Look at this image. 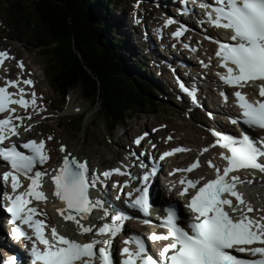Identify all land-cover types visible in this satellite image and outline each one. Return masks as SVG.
<instances>
[{
  "label": "snow or ice",
  "instance_id": "6c2138e0",
  "mask_svg": "<svg viewBox=\"0 0 264 264\" xmlns=\"http://www.w3.org/2000/svg\"><path fill=\"white\" fill-rule=\"evenodd\" d=\"M200 6L211 9L205 13L210 24L231 32L229 39L232 43L216 41L219 50L215 55L220 60V66L227 71V75L218 73L222 82L230 87H244L249 85V82H259V96L264 97V0H212L211 3L205 0ZM173 22L169 19L166 23ZM177 34L179 30L174 33ZM7 58H10L9 54L0 51V64ZM19 66L23 68L22 64ZM19 83L18 80L5 79L4 86L0 87V113L8 112V116L0 118V159L10 168V171L0 174V185L7 184L10 178L12 192L2 191V196L8 201L3 207L10 214L14 238H23L30 242L31 264H96V261H99V264H114L111 257L112 238L122 230L126 217L118 210L109 216V210L104 207L102 201L91 198L90 189L96 188L98 178H89L86 162L65 156L61 166L54 169L50 180L54 185L53 195L62 202V207L56 211L64 221H71L76 225L77 233H91L93 238L81 243L68 235L58 233L57 228L52 226L51 239H48L43 231L45 222L34 219L37 210L28 206L31 199H47L44 192L39 190L47 173L36 167L49 159L45 152V143L43 140L39 143L28 140L20 145L26 152L18 150L15 144L3 146L5 140L19 134L20 125L13 124V119L22 120L18 115L12 116L14 109L9 106L16 104L24 109L29 106L36 109L35 93L31 94V100L25 99L24 89L19 87ZM22 83L32 85L30 79H25ZM10 87L16 88L17 91L9 92ZM181 87L184 91H189L184 89L183 85ZM189 95L193 93L189 92ZM233 95L241 113L239 118H230L231 122H242L249 128L264 129V99L250 101L246 94L239 90ZM221 96L227 101L226 93L222 92ZM193 100L195 101L194 95ZM209 115L211 116V113ZM209 131L216 138L214 145L210 147L218 144L228 153H220L221 158L226 161V166L222 171L216 168L215 179L208 180L199 187L198 179L182 178L179 181L182 186L179 195L188 196V203L184 207L191 213L187 222L182 224L176 211L168 209L166 216L157 225L165 231L148 236L150 241H167L158 251L157 257L153 258L149 254L142 237L134 236L124 243L134 242L136 250L132 251L128 247L121 249V256L125 258L120 264H264V216H249L248 213L254 209L250 203L243 200V194L238 190L239 184H251L252 181H241L238 176L231 175L241 169H254L264 174V137H253L247 132L234 136L214 129ZM140 142L139 137L134 140L136 144ZM60 151H64L63 145ZM178 151L186 149L176 148L172 152H164L161 159ZM207 163L209 167H213L211 161ZM198 167L199 162L194 161L188 168L175 171L191 172ZM154 171L155 169L146 171L139 178V186L135 188L137 195L131 200V206L138 208L145 215L149 214V182ZM113 173L123 174L120 168H114L100 175L107 178ZM20 176H24L30 183L27 189L17 192L21 187ZM189 189L193 191L189 192ZM128 196L131 198L132 194L128 193ZM231 197L235 198V204ZM94 208L103 210L104 216L109 217L110 222L100 226L83 223L88 220V214ZM21 225H27L31 234ZM97 235L107 238L97 240ZM98 244L101 245L99 248L96 247ZM253 244L258 246L243 247ZM233 249L235 252H248L253 258H239L230 251ZM3 264L23 262L12 257L3 261Z\"/></svg>",
  "mask_w": 264,
  "mask_h": 264
},
{
  "label": "rangeland",
  "instance_id": "374dc122",
  "mask_svg": "<svg viewBox=\"0 0 264 264\" xmlns=\"http://www.w3.org/2000/svg\"><path fill=\"white\" fill-rule=\"evenodd\" d=\"M112 1L114 3L113 8L108 9L109 11L104 13L102 17L106 18L109 24L116 26L115 30L107 28L108 30H106L105 36L110 38L117 35L116 38L120 40L126 38V36L121 37V35L124 34L122 28H118V25L114 24V22H116L122 25L120 19L122 18L124 19V28L126 29V23L133 29V33L128 31L133 35L134 40H138L137 45L141 47V50H139V48L133 53L136 59L141 61L140 65H138L136 62H129V60H132L129 56L131 52L127 51L126 47L123 48L121 46V53L124 60L127 64H131L135 68L131 75L136 77L133 74L139 75L140 73H144V64H146L147 57L144 56L145 51H142V48L143 50H148L147 54L150 61L152 60L153 65L160 70H164L165 67L162 64V56L158 55L156 51L158 49L154 48L153 44L158 43L154 35L155 30H160L161 32L166 31L169 36H171L174 27L166 23V15H162L161 10H157L154 5L148 4L142 0H137V4L140 5L139 8L137 5L130 6L128 0ZM97 5L100 9L101 4ZM6 7V3L0 0V51H6L10 57L3 61V72L7 73L6 75H10L12 78L21 76L22 79H30L35 91L37 93L39 92L40 101L33 112V118H35V120L32 122L34 127L31 129V136L45 137L48 139L51 151L50 154L52 155V171L61 165L66 151L77 153L80 160L87 162L91 167L89 169L92 176L95 174L96 169L101 171L103 169L115 168L117 165H121L123 161L130 160L131 156L137 159L142 158L144 154L141 151L145 146V141L141 140V144L134 148L132 146L133 137L138 138L140 133L145 130H150L153 139L157 140L162 138L166 140L168 135L174 136L173 130L171 129L175 124L184 128L192 126L196 129L194 133V136H196L195 138L194 136H187L188 134H185L183 130H177V135L174 136L175 143L183 142L185 145L191 146L192 149L196 148V143H201L198 147L199 149L210 141V139L207 138L208 134L204 131L205 129L207 132L210 126L209 124L211 122L209 118L198 108L196 109L190 106L184 108L185 106L183 107L184 104H182L181 99L175 98L169 90L165 92L166 86L164 84H166V82L171 90H175L172 87L173 77L170 72H167L168 74L164 72L158 73L155 71V67L153 68L154 71L149 73L148 76L143 75L145 76V79L143 78L144 81L149 82L153 87V97H151V99L155 106L150 105L147 110H139V114L134 116L132 112H129L128 116L117 126L115 133L111 134L100 110L98 107L92 108L90 100L85 98L84 91L81 87L70 91L66 102H63L61 97L52 89L46 75L47 56H45L40 48L33 47L32 44L27 41L29 37L21 34L19 30L20 27H15L13 20L8 16L9 10H7ZM129 11L137 12V14L133 15L129 13ZM154 12L156 13L155 17L160 21L154 22L149 19L150 14ZM20 64L23 65V68L19 66ZM194 64L197 65V62H194ZM157 76L163 81V88L155 85V82L159 81ZM4 78L3 76L0 77L2 80ZM149 78L150 81H153L152 78L156 81H154V83L150 82L147 80ZM210 102L213 101H207L208 105H212ZM205 109H208L206 105ZM82 117H84L83 121L79 124ZM215 118L219 119L221 117L217 115ZM163 128H165V130H162ZM49 137H51V139H49ZM187 138L192 139L193 142H188L189 140ZM185 140H187V142ZM61 145L64 146L63 152L60 151ZM257 177L260 180H258L252 188H249L251 190L249 196L253 194L252 196L254 197L253 200L255 204H259V206L256 204L257 209H264V189L261 180L263 177L262 174H259ZM97 178L99 179V177ZM252 179L254 178H249V180ZM47 185V189H45L47 192V201L37 202V206H39L42 214H44L47 219L51 218L54 224L65 228L71 235L76 237L83 236L82 238H85L87 234L81 235L77 233L74 223L71 221H64L62 217L59 216L55 206L57 198L53 195L54 190L52 184L49 182ZM110 194L112 195V192ZM258 213L264 214V211ZM0 214H2V212H0ZM90 216L92 217L91 222L95 224L96 216ZM83 223L91 225L89 219L83 221ZM68 225L70 227H68ZM128 227L129 225L125 224L124 228H126V230H130ZM0 232L2 233L0 234V241L3 240L4 237L7 240L10 239L8 230L0 228Z\"/></svg>",
  "mask_w": 264,
  "mask_h": 264
},
{
  "label": "trees",
  "instance_id": "16d2710c",
  "mask_svg": "<svg viewBox=\"0 0 264 264\" xmlns=\"http://www.w3.org/2000/svg\"><path fill=\"white\" fill-rule=\"evenodd\" d=\"M2 1L15 27L47 56L46 75L63 102L70 91L81 87L111 134L129 112L134 116L155 106L152 85L131 75L135 68L123 58V39L105 36L106 30H115L102 17L113 8L112 0ZM131 56L129 62L140 65Z\"/></svg>",
  "mask_w": 264,
  "mask_h": 264
},
{
  "label": "bare ground",
  "instance_id": "6f19581e",
  "mask_svg": "<svg viewBox=\"0 0 264 264\" xmlns=\"http://www.w3.org/2000/svg\"><path fill=\"white\" fill-rule=\"evenodd\" d=\"M139 1V0H138ZM156 1H159V0H156ZM130 2H131V4H130ZM128 3H129V5L130 6H132V5H137V7L139 8V4H137V0H128ZM130 9H131V7H130ZM157 11V10H156ZM129 13H132L133 15H136L137 14V12H134V11H129ZM156 16V13L154 12V13H152V14H150V16H149V19L151 20V21H154V22H158V21H160L158 18H156L155 17ZM160 16H162V15H160ZM162 17H164V16H162ZM166 18H168V17H165V19ZM121 19V21H122V25H119L118 23H116V22H114V24H117L118 25V28H122V30L124 31L123 33V36H126V39H127V41H128V45L130 46V48H131V52H132V54L133 53H135L136 52V50L137 49H139V50H141V47L139 46V45H137V41L138 40H134L133 39V35H131L130 33H129V31L131 32V33H133V29L131 28V27H129L126 23H125V27H126V29L124 28V26H123V22H124V19H122V18H120ZM113 20V19H112ZM152 23V22H151ZM155 24V23H154ZM160 25V24H159ZM114 26H116V25H114ZM158 26V25H157ZM161 26V25H160ZM129 30V31H128ZM166 32V31H165ZM191 34V33H190ZM117 36V35H116ZM187 36L189 37V35L187 34ZM198 36H200L201 37V35H198ZM149 39V38H148ZM174 40V39H173ZM221 40V39H220ZM151 42V41H150ZM152 43V42H151ZM153 44V43H152ZM153 47L154 48H156V49H158V47L156 46V43L155 44H153ZM155 49V50H156ZM142 51H145V54H144V56L145 57H147V61H146V64H144V73H140V71H139V75L138 74H134L135 76H139V77H141V78H144L145 76H143V75H146V76H148L149 75V73H151V72H153L154 71V65H153V63H152V60L150 61V58L148 57V54H147V49H144L143 50V48H142ZM157 51V53H158V55L159 56H162L161 58H162V64L164 65V67H165V69L164 70H160V69H158V68H156L155 67V71H157L158 73H160V72H164L165 74H168L167 72H170V73H172L173 75H174V77L180 82V83H183L184 84V86H186L187 88H189V90L191 91V92H194L195 91V89H196V94L198 95V97H199V99L201 100V101H204V99H205V95L206 94H208V88H207V86L204 84V83H200V81H198V80H196L195 82L193 81L192 82V84L190 83V80H189V74L192 72V70H193V66H192V64L193 63H191V62H189V61H187L186 59H184V58H181V57H179V56H176V55H173V54H171V53H169V52H160L159 51V49L158 50H156ZM143 53V52H142ZM133 56H134V54H133ZM163 58H166V59H168V62L167 63H164V59ZM150 65V66H149ZM146 67V68H145ZM2 68V65L0 64V69ZM153 69V70H152ZM156 72V73H157ZM172 76V75H171ZM207 76H209V75H207ZM157 78H158V82L156 81V80H154L153 78H152V80L153 81H150V78L149 79H147L148 81H150V82H153L154 83V81H156L155 82V85L158 87H162L163 88V81L157 76ZM5 79V78H4ZM4 79L2 80V79H0V82H3L4 81ZM145 79V78H144ZM195 79H197V78H195ZM166 80H168V79H166ZM169 82V81H168ZM208 82H211V80H210V76H209V80H208ZM165 86V92H166V90H169V91H171V88H169L168 86H167V82H166V84H164ZM171 93H172V91H171ZM196 96V95H195ZM212 101L213 102H210V103H212V106H214V105H216L217 106V104H218V99L217 98H215V97H212ZM209 103V104H210ZM206 105V108L208 107V109L207 110H209V105H208V103L207 104H205ZM197 109V108H196ZM205 115V114H204ZM214 117V116H213ZM221 119V118H220ZM211 122V121H210ZM209 122V123H210ZM217 125V127L218 128H215V129H220L219 128V126H218V124H216ZM204 129V128H203ZM171 130H173V135L174 136H176L177 135V130H183L184 131V133L185 134H188L187 136H189V137H191V136H194V133L196 132V129L194 128V127H192V126H190V127H188V128H184V127H182V126H180V125H173V127H172V129ZM204 131H205V133L206 134H208L207 132H206V130L204 129ZM218 131H220V132H224V130L223 129H220V130H218ZM21 132H24V131H21ZM186 136V135H185ZM196 136H194V138H195ZM200 137V136H199ZM207 138L208 139H210V141L209 142H207V144H209L211 141H212V137L211 136H209V134H208V136H207ZM189 141L188 142H193V140L192 139H190V138H187ZM186 142H187V140H185ZM178 145H180V146H186L183 142L181 143V142H178L177 143ZM200 144L201 143H196V148H198L199 146H200ZM191 147V146H190ZM196 148L195 149H192V155H196L197 154V150H196ZM76 151V150H75ZM209 151L211 152L210 154H209V156L208 157H210V158H216L217 159V156H216V154L214 153V151H215V149H212V148H209ZM73 155L74 156V158H76L77 159V161H80V162H85V161H82V160H80L79 158H78V155H77V153L75 154L73 151H66L65 153H64V157L65 156H68V155ZM213 154V155H212ZM180 157H183V155H180ZM86 165H87V169H88V172H87V175L89 176V178L91 179V178H93V176L91 175V171H90V169L89 168H91L90 167V165L86 162ZM58 169V168H57ZM247 173V172H246ZM248 173H250V174H252V175H254V172H248ZM51 184H52V182H51ZM52 187H53V190H54V185L52 184ZM96 189H98V190H101V188L100 187H96V188H94V190H93V188H92V199L94 198L93 197V192H95V190ZM249 197H251V198H254L252 195L251 196H249ZM56 198V197H55ZM250 198V200H248V202L249 203H251L253 200ZM37 202L38 201H36L35 202V205L37 206ZM56 205V209L57 208H60V207H62V203H61V201L57 198V202L55 203ZM258 206H259V204L258 203H256ZM257 207V206H256ZM0 212H2V214H0V228H2L3 229V222L5 221V218H6V215L4 214V212H3V210L2 209H0ZM114 214V213H113ZM181 217H183V215H182V213H180V218ZM2 219V220H1ZM98 223H97V226L98 225H100V224H102V219L100 218V220L99 221H97ZM68 227H70L69 225H68ZM73 229V228H72ZM74 230V229H73ZM0 234H2L1 232H0ZM0 237H1V235H0ZM88 239V238H87ZM2 246H4L3 244H0V249L2 248ZM13 247H18V245H15V244H13L12 245ZM12 246H10V247H12ZM12 247V248H13ZM6 249H9V248H7L6 247ZM13 250V249H12Z\"/></svg>",
  "mask_w": 264,
  "mask_h": 264
},
{
  "label": "water",
  "instance_id": "95a60500",
  "mask_svg": "<svg viewBox=\"0 0 264 264\" xmlns=\"http://www.w3.org/2000/svg\"><path fill=\"white\" fill-rule=\"evenodd\" d=\"M68 157H69V159H71V158H73L74 156L70 154V155H68Z\"/></svg>",
  "mask_w": 264,
  "mask_h": 264
}]
</instances>
